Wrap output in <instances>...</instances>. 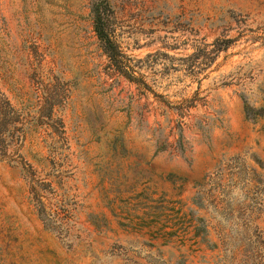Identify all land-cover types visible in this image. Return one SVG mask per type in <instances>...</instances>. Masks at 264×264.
<instances>
[{
  "label": "rangeland",
  "instance_id": "374dc122",
  "mask_svg": "<svg viewBox=\"0 0 264 264\" xmlns=\"http://www.w3.org/2000/svg\"><path fill=\"white\" fill-rule=\"evenodd\" d=\"M91 2L0 0V111L64 137L0 160V264H264V0H109L145 84Z\"/></svg>",
  "mask_w": 264,
  "mask_h": 264
},
{
  "label": "trees",
  "instance_id": "16d2710c",
  "mask_svg": "<svg viewBox=\"0 0 264 264\" xmlns=\"http://www.w3.org/2000/svg\"><path fill=\"white\" fill-rule=\"evenodd\" d=\"M90 17L99 46L107 56L113 72L116 75L125 77L129 81L145 84L143 81L144 73L126 61L127 55L120 42L116 16L109 0H92ZM48 114L46 117L48 116L51 123L44 119L45 116L42 114V111H37V114L32 116L24 114L21 111H0V160L17 163L16 156L26 131H45L48 128L50 130L47 132V135L52 140L51 144L63 142L64 137L62 135L63 129L60 118L54 117L53 111H48ZM181 136V133H179V138ZM160 149L161 147H157V151ZM27 173L31 174L34 182L35 169L30 166ZM32 193L33 195H37L38 214L41 220L47 228H50L47 221L48 216L52 215V213L46 209L44 203L40 200V194L36 193V191H32ZM60 222L59 220L58 226H63V223Z\"/></svg>",
  "mask_w": 264,
  "mask_h": 264
}]
</instances>
